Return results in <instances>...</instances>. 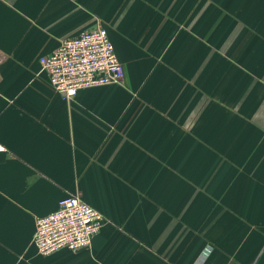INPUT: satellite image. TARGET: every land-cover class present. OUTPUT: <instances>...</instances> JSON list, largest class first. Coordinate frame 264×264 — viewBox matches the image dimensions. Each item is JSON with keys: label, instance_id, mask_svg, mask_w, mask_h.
I'll return each mask as SVG.
<instances>
[{"label": "crops", "instance_id": "0c3cea01", "mask_svg": "<svg viewBox=\"0 0 264 264\" xmlns=\"http://www.w3.org/2000/svg\"><path fill=\"white\" fill-rule=\"evenodd\" d=\"M103 25L126 75L65 100L40 57ZM0 264H264V0H0ZM79 193L105 217L42 255Z\"/></svg>", "mask_w": 264, "mask_h": 264}, {"label": "built area", "instance_id": "2783aa9c", "mask_svg": "<svg viewBox=\"0 0 264 264\" xmlns=\"http://www.w3.org/2000/svg\"><path fill=\"white\" fill-rule=\"evenodd\" d=\"M53 88L65 100L73 99L82 88L118 83L126 70L120 61L107 28L90 27L65 39L50 54L40 57ZM5 146L0 143V151ZM105 223L103 214L79 193L60 199L52 213L38 217L34 244L42 255L61 249H85Z\"/></svg>", "mask_w": 264, "mask_h": 264}]
</instances>
